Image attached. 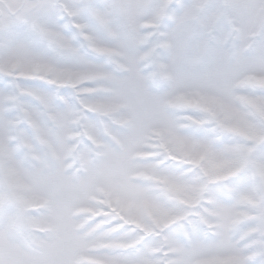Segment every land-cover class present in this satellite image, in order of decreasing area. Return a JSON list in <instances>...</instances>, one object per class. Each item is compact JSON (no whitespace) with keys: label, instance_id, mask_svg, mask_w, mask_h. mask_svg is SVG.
<instances>
[{"label":"snow or ice","instance_id":"6c2138e0","mask_svg":"<svg viewBox=\"0 0 264 264\" xmlns=\"http://www.w3.org/2000/svg\"><path fill=\"white\" fill-rule=\"evenodd\" d=\"M0 264H264V0H0Z\"/></svg>","mask_w":264,"mask_h":264}]
</instances>
